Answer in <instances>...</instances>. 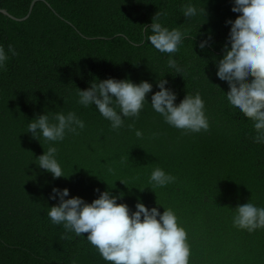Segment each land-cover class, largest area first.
<instances>
[{
	"label": "trees",
	"instance_id": "16d2710c",
	"mask_svg": "<svg viewBox=\"0 0 264 264\" xmlns=\"http://www.w3.org/2000/svg\"><path fill=\"white\" fill-rule=\"evenodd\" d=\"M32 1L0 0V9L22 19ZM188 2L43 0L24 21L0 13V44L18 53L0 71V264H106L87 233L77 237L51 223L48 207L58 203L48 198L53 187L88 203L98 198L96 189L122 192L118 203L133 211L137 198L161 214L172 208L186 233L189 264H264V229L249 233L232 224L238 204L264 207V144L254 142L252 121L229 107L227 86L215 75L214 60L229 34L225 21L237 20L232 0H190L207 13L185 20L181 8ZM158 11L164 26L182 25L197 36L175 54L182 76L146 39L151 33L142 26H150ZM209 33L214 46L202 51L198 44ZM164 77L177 104L187 93H200L207 131L171 127L147 103L139 118H126L113 130L94 106L77 103V88L87 89L95 78L146 80L154 93L155 81ZM61 111L75 112L85 128L55 143L67 179L53 180L35 164L50 142L26 133L36 115ZM155 167L175 182L151 185Z\"/></svg>",
	"mask_w": 264,
	"mask_h": 264
},
{
	"label": "clouds",
	"instance_id": "9594fccd",
	"mask_svg": "<svg viewBox=\"0 0 264 264\" xmlns=\"http://www.w3.org/2000/svg\"><path fill=\"white\" fill-rule=\"evenodd\" d=\"M231 11L237 20L235 23L231 19L225 21L229 34L221 57L214 60L215 75L227 86L229 107L252 121L256 132L254 142L264 144V0H232ZM181 12L185 20H191L204 14L206 9L197 8L189 0L182 5ZM161 15L163 13L158 11L151 25L142 27L151 33L146 37L150 45L167 54L168 69L180 75L184 69L175 54L186 39L195 41L197 36L191 37L190 31L182 25L171 29L164 26L159 22ZM213 46L211 33L198 44L202 51ZM16 55L12 44L7 49L0 44V71L6 70L8 60ZM165 77L155 81L159 90L154 93L153 83L146 80L134 83L131 79L95 78L87 89L77 88V103L85 108L94 106L113 130L123 127L126 118H139L147 103L171 127L192 133L207 131L209 121L200 93H187L177 104V95L167 87L169 81ZM150 93L149 103L146 98ZM84 128V121L72 111L36 115L29 121L26 134H31L40 144L41 139L50 142L47 150L35 158L36 166L51 174L53 180L65 178L54 145L63 141L68 133L78 134V130ZM135 135L143 138L140 130ZM175 180V176L160 167L153 168L149 176V183L154 187H165ZM95 191L98 198L88 203L79 196L67 198L70 195L67 188L53 187L48 198L58 203L48 207L51 223L62 225L66 233H74L77 237L87 233V241L106 264H189L186 233L172 208L157 203L164 209L161 214L158 207L149 209L137 198L133 211L126 203H118L123 200L124 193L113 195L111 189ZM232 224L249 233L264 229V207L250 201L238 204Z\"/></svg>",
	"mask_w": 264,
	"mask_h": 264
},
{
	"label": "water",
	"instance_id": "95a60500",
	"mask_svg": "<svg viewBox=\"0 0 264 264\" xmlns=\"http://www.w3.org/2000/svg\"><path fill=\"white\" fill-rule=\"evenodd\" d=\"M37 1H43V0H33L32 3H31V5H30V10H29L28 15L25 16V17L22 18V19L15 18L14 16H12L11 14H9V13H8L7 11H5V10H1V9H0V13L6 15V16H8V17H10L11 19H13V20H15V21H24V20H26V19L29 17V15H30V13H31V10H32L33 6L35 5V3H36Z\"/></svg>",
	"mask_w": 264,
	"mask_h": 264
}]
</instances>
